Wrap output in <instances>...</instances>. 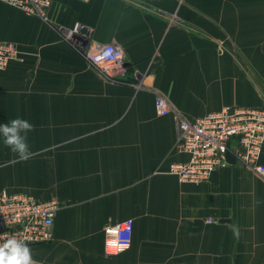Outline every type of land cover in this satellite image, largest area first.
<instances>
[{"label": "crops", "instance_id": "1", "mask_svg": "<svg viewBox=\"0 0 264 264\" xmlns=\"http://www.w3.org/2000/svg\"><path fill=\"white\" fill-rule=\"evenodd\" d=\"M248 1L51 0L55 24L82 23L90 42L122 47L127 83L103 79L38 16L0 1V39L22 52L0 70V124L35 126L27 161L0 140V189L59 201L51 240L29 245L39 264H264V177L236 160L197 184L168 173L187 158L176 113L264 106V0ZM224 33L229 45H215ZM125 219L131 244L107 255L104 228Z\"/></svg>", "mask_w": 264, "mask_h": 264}, {"label": "built area", "instance_id": "2", "mask_svg": "<svg viewBox=\"0 0 264 264\" xmlns=\"http://www.w3.org/2000/svg\"><path fill=\"white\" fill-rule=\"evenodd\" d=\"M0 1L20 9L27 15L40 17L63 39L80 49L103 79L125 82L128 69L124 51L117 42H90L91 28L79 22L74 23L72 27L54 26L48 15L51 0ZM84 45L90 46L85 48ZM20 59L21 51L17 43L0 39V70ZM155 109L159 114L171 110L167 98L161 93H156ZM175 120L177 147L187 158L184 161L172 162L168 173L175 175L179 181L197 184L208 179L215 168L227 162V153L264 177V163L260 162L264 149V106L226 105L192 121L176 113ZM58 209L59 201L55 197L39 199L25 192L0 189V235H15L25 239L29 245L49 242ZM132 228V219L105 226V253L117 255L127 250L131 244Z\"/></svg>", "mask_w": 264, "mask_h": 264}, {"label": "clouds", "instance_id": "3", "mask_svg": "<svg viewBox=\"0 0 264 264\" xmlns=\"http://www.w3.org/2000/svg\"><path fill=\"white\" fill-rule=\"evenodd\" d=\"M35 126L26 119L16 117L0 124V140L19 160H29L33 152L28 143V134ZM259 203V202H258ZM233 234L239 237V229L233 226ZM0 264H39L33 258L32 249L25 239L15 235H0Z\"/></svg>", "mask_w": 264, "mask_h": 264}, {"label": "rangeland", "instance_id": "4", "mask_svg": "<svg viewBox=\"0 0 264 264\" xmlns=\"http://www.w3.org/2000/svg\"><path fill=\"white\" fill-rule=\"evenodd\" d=\"M260 2H261V0H249L248 1V3H256V4H258V5H261L260 4ZM11 6V5H10ZM12 7H14V6H12ZM250 14V13H249ZM40 18V17H39ZM41 19V18H40ZM174 19H175V17H170L169 18V22L171 21H174ZM41 21H43L42 19H41ZM44 22V21H43ZM52 22V21H51ZM45 23V22H44ZM53 23V25L54 26H57V24H55L54 22H52ZM48 27H50L51 28V26L50 25H48L47 23H45ZM64 27H66V26H64ZM52 29V28H51ZM54 30V29H53ZM92 30V29H91ZM84 32H87V31H85L84 30ZM200 35L201 36H204V37H207V36H209V35H207V34H205L204 32H200ZM229 38V35L227 34V33H224L223 34V36H221V37H219V38H217V40L215 41V45H229V42H230V40L228 39ZM67 41V40H66ZM232 41H234V40H232ZM69 42V41H68ZM235 43V42H234ZM259 45H264V40H262L260 43H259ZM222 48V47H221ZM21 54H22V52H21ZM241 60V59H240ZM241 62L243 63V65H246L247 63H245V61L244 60H241ZM247 66V65H246Z\"/></svg>", "mask_w": 264, "mask_h": 264}, {"label": "water", "instance_id": "5", "mask_svg": "<svg viewBox=\"0 0 264 264\" xmlns=\"http://www.w3.org/2000/svg\"><path fill=\"white\" fill-rule=\"evenodd\" d=\"M226 160L232 163L235 162V158L230 153L226 154Z\"/></svg>", "mask_w": 264, "mask_h": 264}, {"label": "trees", "instance_id": "6", "mask_svg": "<svg viewBox=\"0 0 264 264\" xmlns=\"http://www.w3.org/2000/svg\"><path fill=\"white\" fill-rule=\"evenodd\" d=\"M128 76H129V71H127V78H126V80H125L124 83H127V82H130V81H131L130 78H129Z\"/></svg>", "mask_w": 264, "mask_h": 264}]
</instances>
